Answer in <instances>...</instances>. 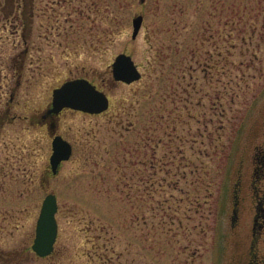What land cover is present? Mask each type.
Returning <instances> with one entry per match:
<instances>
[{
  "label": "rangeland",
  "instance_id": "rangeland-1",
  "mask_svg": "<svg viewBox=\"0 0 264 264\" xmlns=\"http://www.w3.org/2000/svg\"><path fill=\"white\" fill-rule=\"evenodd\" d=\"M119 53L138 80L112 78ZM76 77L109 106L60 114L72 153L52 174L40 114ZM263 152L264 0L2 5L0 264H247ZM50 192L58 230L41 257L31 245ZM254 250L264 264V228Z\"/></svg>",
  "mask_w": 264,
  "mask_h": 264
},
{
  "label": "water",
  "instance_id": "water-1",
  "mask_svg": "<svg viewBox=\"0 0 264 264\" xmlns=\"http://www.w3.org/2000/svg\"><path fill=\"white\" fill-rule=\"evenodd\" d=\"M144 0H140L143 2ZM142 15L132 18V34L135 38L142 23ZM112 78L116 81L130 83L141 76L136 64L130 55L119 53L111 63ZM107 95L98 89L95 84L84 77L65 80L52 90L50 105L44 112L45 116L58 114L63 108L82 111L89 114H98L108 108ZM54 124L51 123V128ZM52 134V133H51ZM52 152L49 156V165L53 174L59 164L67 160L72 152L71 144L60 134H55L51 141ZM57 199L54 193H47L42 200L40 211L35 224V235L31 245L38 256L44 257L52 253L57 237L58 225L55 217Z\"/></svg>",
  "mask_w": 264,
  "mask_h": 264
},
{
  "label": "flooded vegetation",
  "instance_id": "flooded-vegetation-1",
  "mask_svg": "<svg viewBox=\"0 0 264 264\" xmlns=\"http://www.w3.org/2000/svg\"><path fill=\"white\" fill-rule=\"evenodd\" d=\"M85 78V77H84ZM47 109V107H46ZM46 109L40 114V120L39 123L43 124L47 127L48 132L50 135L57 134V128H58V122L60 114L69 108H63L58 114L51 115V116H43ZM51 123L54 124V127L51 128ZM52 133V134H51ZM48 170L51 173L50 168ZM255 180H254V189L257 193L256 197V206H255V212L253 216V224H252V239L250 241V250H249V258L247 261V264H258L256 260V251L255 245L258 240V237L261 233L262 228H264V152L259 156V164L257 167H255ZM262 181L263 183L261 185H257V181ZM259 187V188H258ZM261 189V190H260ZM238 199L234 201V207L232 210V223L235 222V220L238 218ZM264 261H262L263 263Z\"/></svg>",
  "mask_w": 264,
  "mask_h": 264
},
{
  "label": "trees",
  "instance_id": "trees-1",
  "mask_svg": "<svg viewBox=\"0 0 264 264\" xmlns=\"http://www.w3.org/2000/svg\"><path fill=\"white\" fill-rule=\"evenodd\" d=\"M15 0H0V11H2V5L9 3L10 5H12V3H14Z\"/></svg>",
  "mask_w": 264,
  "mask_h": 264
}]
</instances>
